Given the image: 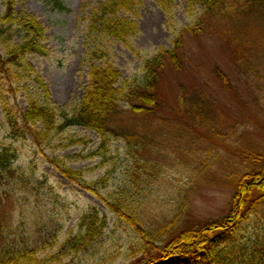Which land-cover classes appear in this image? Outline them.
Masks as SVG:
<instances>
[{"label":"rangeland","instance_id":"374dc122","mask_svg":"<svg viewBox=\"0 0 264 264\" xmlns=\"http://www.w3.org/2000/svg\"><path fill=\"white\" fill-rule=\"evenodd\" d=\"M59 1L17 0L16 12L36 17L46 30L48 55H29L25 63L32 76L45 81L50 96L47 102L28 79L20 88L14 83L15 92L0 78V150L11 148L17 155L9 171H0V248L34 249L39 259L51 258L45 264H142L139 236L98 197L62 177L46 157L64 159L91 183L106 177L101 194L130 200L140 225L153 234L177 214L174 234L225 217L235 193L231 180L249 169L245 153L264 154V9L209 21L201 8L190 16L185 0H176L171 28L154 1L142 0L137 13L126 15L140 33L125 45L88 29L103 0ZM4 13L0 0V17ZM197 19L204 22V33L193 39L185 29ZM181 32L187 40L184 66L176 71L166 62L157 113H133L135 90L145 85L146 61L171 49ZM95 50L108 58L90 61ZM108 64L122 78L117 85L121 109L106 146L101 135L83 127L58 131L41 148L31 138L11 136L6 107L25 111L35 99L58 114L73 115L89 86L90 67ZM218 70L234 89L224 87ZM194 107H201L209 124L195 119ZM79 139L88 144L71 143ZM92 209L107 218L104 237L82 253L61 251ZM238 241L264 244V213L252 215ZM156 264L186 263L177 257Z\"/></svg>","mask_w":264,"mask_h":264},{"label":"trees","instance_id":"16d2710c","mask_svg":"<svg viewBox=\"0 0 264 264\" xmlns=\"http://www.w3.org/2000/svg\"><path fill=\"white\" fill-rule=\"evenodd\" d=\"M5 13L0 17V78L6 81L12 90L13 84L28 79L42 90L46 101H49V89L39 76H32L25 58L29 55L47 56L45 46L46 30L36 17L16 12L17 0H1ZM165 13L169 26L174 27L176 0H152ZM55 5H61L54 0ZM186 10L194 16L201 8L209 21L234 15H247L258 9H264V0H185ZM142 0H103L96 7L89 21L90 32H100L108 38L128 45V42L140 33L138 23L126 15L137 13ZM217 19V18H216ZM204 22L201 19L189 28L186 33L193 39H199L204 33ZM187 44L184 32L173 40L171 49H161L152 59L145 63L146 81L144 87L135 90L134 104L131 111L135 114L155 115L160 107L158 87L162 73L169 61L176 71L183 69V51ZM108 58L107 53L95 50L90 54V61ZM218 76L224 87L232 89L227 75L218 70ZM122 74L113 65H92L88 72V88L75 114L65 111L58 114L57 109L49 104H40L31 99L28 108L23 111L5 108V117L14 139L31 138L41 148L49 142L52 135L68 127H83L92 130L103 138V147L109 141L112 122L120 113V91L117 89ZM18 88V89H19ZM234 89V88H233ZM194 107L197 121L209 124L205 113ZM62 122L60 123V118ZM72 144H88L84 139L74 140ZM47 161L65 179L78 185L90 194L98 197L104 205L123 224L139 236L137 255L142 256V264H156L172 258H180L186 264H264V244L252 242L242 245L238 236L244 224L252 215L264 213V154L245 153V164L248 170L238 173L231 182L235 193L230 203L228 214L219 220L191 229L173 233L178 225L179 214L167 224L162 225L154 234L140 225V220L131 208V202L112 194L104 196L99 186L106 177L95 183L86 180L84 171L70 168L64 159L52 156ZM17 155L11 148L0 150V171H9ZM108 227L107 218L92 209L81 218L80 232L70 237L62 246L66 254L88 251L99 242ZM54 257V256H53ZM51 258L41 260L34 249L14 250L10 246L0 248V264H45Z\"/></svg>","mask_w":264,"mask_h":264}]
</instances>
